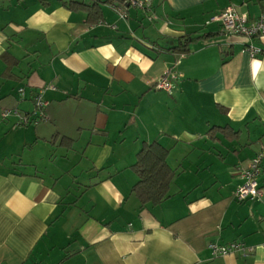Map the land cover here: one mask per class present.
Here are the masks:
<instances>
[{"label":"crops","instance_id":"1","mask_svg":"<svg viewBox=\"0 0 264 264\" xmlns=\"http://www.w3.org/2000/svg\"><path fill=\"white\" fill-rule=\"evenodd\" d=\"M229 6L264 15V0H0V264H264V162L260 200L233 197L264 145V36L208 22ZM185 35L188 52L169 50ZM168 70L171 93L153 86ZM38 92L44 118L19 125ZM224 126L237 135L208 136ZM154 141L175 176L142 205L133 165ZM236 240L252 253L208 247Z\"/></svg>","mask_w":264,"mask_h":264},{"label":"built area","instance_id":"2","mask_svg":"<svg viewBox=\"0 0 264 264\" xmlns=\"http://www.w3.org/2000/svg\"><path fill=\"white\" fill-rule=\"evenodd\" d=\"M127 4L133 8L145 10L147 12L152 11V0H125ZM114 10L121 18H126L127 14L119 7L114 6ZM151 18V16H150ZM219 22L221 32L227 35H238L249 39L264 36V15H260L257 18L249 19L247 13L238 11L235 7L229 6L218 14L211 16L208 22ZM246 50L251 57L261 53L258 47L249 44L246 46ZM176 74L171 71H166L159 79L154 83V87L162 89L169 93L172 92L173 83L171 79H175ZM22 89L19 90L22 96ZM34 102V114L35 119H30L27 115H19L18 124L25 125L29 123H36L38 120L43 119V109L46 105V101L42 98L41 92L36 93L33 96ZM18 114L15 108L3 109L2 117H8L10 115ZM264 162V145H261L256 151L255 155L248 161L246 165L240 166L241 183L236 188L233 197L237 201L245 200H260L261 189L259 187V176L261 174V165ZM213 255H226L230 253H239L242 256H248L252 253L253 247L247 246L240 240L232 241L226 244L211 243L208 245Z\"/></svg>","mask_w":264,"mask_h":264},{"label":"trees","instance_id":"3","mask_svg":"<svg viewBox=\"0 0 264 264\" xmlns=\"http://www.w3.org/2000/svg\"><path fill=\"white\" fill-rule=\"evenodd\" d=\"M64 4L71 10L84 11L86 13V20L89 23H97L103 19L98 3L85 4L68 1ZM193 39L195 38L185 35L176 46L169 50L181 53L188 52L187 43ZM5 60L9 64L14 62V59L8 55H5ZM227 130L229 131L228 133L226 132ZM215 132L224 133L226 138L237 135L228 126L215 127L214 129H210L207 134L210 138H214ZM167 154L168 150L155 141L150 144H144L137 152V161L133 165L137 181L132 186L131 192L134 193L142 205L158 204L170 196L169 185L175 173L167 164Z\"/></svg>","mask_w":264,"mask_h":264},{"label":"rangeland","instance_id":"4","mask_svg":"<svg viewBox=\"0 0 264 264\" xmlns=\"http://www.w3.org/2000/svg\"><path fill=\"white\" fill-rule=\"evenodd\" d=\"M235 36V35H234ZM237 37H243V36H237Z\"/></svg>","mask_w":264,"mask_h":264}]
</instances>
